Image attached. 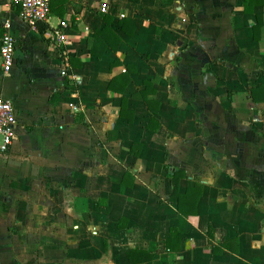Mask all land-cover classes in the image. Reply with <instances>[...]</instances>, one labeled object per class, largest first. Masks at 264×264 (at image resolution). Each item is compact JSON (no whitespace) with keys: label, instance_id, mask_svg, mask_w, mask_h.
<instances>
[{"label":"crops","instance_id":"crops-1","mask_svg":"<svg viewBox=\"0 0 264 264\" xmlns=\"http://www.w3.org/2000/svg\"><path fill=\"white\" fill-rule=\"evenodd\" d=\"M6 20L0 264H264V0H50L36 26L0 0V42Z\"/></svg>","mask_w":264,"mask_h":264},{"label":"built area","instance_id":"built-area-1","mask_svg":"<svg viewBox=\"0 0 264 264\" xmlns=\"http://www.w3.org/2000/svg\"><path fill=\"white\" fill-rule=\"evenodd\" d=\"M8 5H15L19 9L21 20L29 25L47 21L50 18V0H6ZM103 10V8L101 7ZM4 32L0 42V61L4 72H10L14 65L16 40L11 32L9 20L3 23ZM67 23L61 21L54 31V41L58 47V56L62 59L60 75L68 74L69 52L66 49L67 40L65 28ZM77 109L76 106H72ZM16 116L10 100L0 96V153L9 151L15 137Z\"/></svg>","mask_w":264,"mask_h":264},{"label":"trees","instance_id":"trees-1","mask_svg":"<svg viewBox=\"0 0 264 264\" xmlns=\"http://www.w3.org/2000/svg\"><path fill=\"white\" fill-rule=\"evenodd\" d=\"M38 24V23H37ZM137 145V144H135ZM174 185V192H175V184ZM178 210L181 212H183L182 206H181V197L178 196ZM179 241H180V233L175 229V228H171L169 231V236L166 240H164L161 244L160 249L161 250H176L178 249V245H179ZM131 253H137V254H145V259H150L152 257L151 254L147 253V252H143L141 250H132ZM129 255V254H128Z\"/></svg>","mask_w":264,"mask_h":264}]
</instances>
